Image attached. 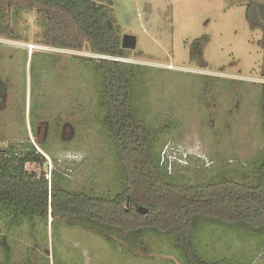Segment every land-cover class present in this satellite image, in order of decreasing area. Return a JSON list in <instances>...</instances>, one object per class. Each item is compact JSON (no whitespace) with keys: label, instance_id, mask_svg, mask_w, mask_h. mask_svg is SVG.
Here are the masks:
<instances>
[{"label":"rangeland","instance_id":"obj_1","mask_svg":"<svg viewBox=\"0 0 264 264\" xmlns=\"http://www.w3.org/2000/svg\"><path fill=\"white\" fill-rule=\"evenodd\" d=\"M250 1L114 0L122 36L137 39L132 56L120 60L140 67L135 73L140 116L158 133L161 155L179 181L223 172L256 177L264 150V50L258 45L263 31L252 29L245 16ZM6 21L18 37H0V77L6 82L0 145L29 140L42 148L39 142L49 140L47 164L29 169L65 170L74 189L110 192L116 159L101 107V79L92 61L82 59L98 55L87 46L45 44L46 21L36 10L12 11ZM203 35L209 42L191 60L190 44ZM54 222L49 217L47 236L39 223L36 239L27 224L8 230L0 222V240L6 235L9 248L7 261L0 244V264H182L165 237L149 236L151 249L135 255L83 228L61 224L55 232ZM197 240L213 258L238 254L246 256V264H264L262 237L203 224Z\"/></svg>","mask_w":264,"mask_h":264},{"label":"trees","instance_id":"obj_2","mask_svg":"<svg viewBox=\"0 0 264 264\" xmlns=\"http://www.w3.org/2000/svg\"><path fill=\"white\" fill-rule=\"evenodd\" d=\"M113 5L114 0H0V37H18L6 21L12 11L36 10L46 21L45 44L72 50L87 46L98 55L82 59L91 60L99 73L101 107L116 159L115 185L100 193L72 188L65 170L53 168L48 174L28 168L47 164L44 153L49 140L39 142L42 151L29 140L0 145V222L8 230L27 224L36 239L39 223L47 236L51 217L55 232L61 224L83 228L135 255L150 250L148 237L156 236L172 240L182 264H246V256L238 254L207 255L200 249L197 233L203 224H217L262 237L264 244V150L253 180L228 172L197 181L174 178L161 155L158 133L150 130L137 107L135 73L140 67L114 59L130 58L133 51L122 46ZM245 16L252 29L263 31L258 45L264 50V2L251 0ZM209 39L203 35L191 42V60L202 54ZM261 71L264 75V55ZM262 110L264 133V93ZM139 206L147 211L140 213ZM0 244L8 261L6 235Z\"/></svg>","mask_w":264,"mask_h":264},{"label":"water","instance_id":"obj_3","mask_svg":"<svg viewBox=\"0 0 264 264\" xmlns=\"http://www.w3.org/2000/svg\"><path fill=\"white\" fill-rule=\"evenodd\" d=\"M122 46L124 48H127V49H134V48H136V46H137V39H136V37L133 36V35H128V34L124 35L123 38H122ZM137 209H138V211L140 213H144V212L147 211V209L144 208V207H142V206H139Z\"/></svg>","mask_w":264,"mask_h":264},{"label":"flooded vegetation","instance_id":"obj_4","mask_svg":"<svg viewBox=\"0 0 264 264\" xmlns=\"http://www.w3.org/2000/svg\"><path fill=\"white\" fill-rule=\"evenodd\" d=\"M1 81L3 82V85H4V88L0 90V96L3 98V92L6 90V82H4V80L0 77ZM0 81V82H1ZM26 95V93H25ZM24 95V98H23V105H24V108L26 107V96ZM44 104V103H43ZM47 105L49 106V102H47ZM44 141V140H43Z\"/></svg>","mask_w":264,"mask_h":264},{"label":"built area","instance_id":"obj_5","mask_svg":"<svg viewBox=\"0 0 264 264\" xmlns=\"http://www.w3.org/2000/svg\"><path fill=\"white\" fill-rule=\"evenodd\" d=\"M114 58V57H113ZM114 59H124V58H114ZM40 151H42L40 148H38Z\"/></svg>","mask_w":264,"mask_h":264}]
</instances>
